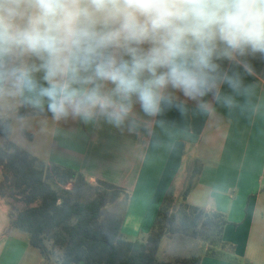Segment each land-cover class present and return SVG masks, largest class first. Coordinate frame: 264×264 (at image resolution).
Listing matches in <instances>:
<instances>
[{"label":"clouds","instance_id":"1","mask_svg":"<svg viewBox=\"0 0 264 264\" xmlns=\"http://www.w3.org/2000/svg\"><path fill=\"white\" fill-rule=\"evenodd\" d=\"M264 0H0V97L25 92L55 119L115 128L196 99L254 94ZM230 102L232 97H229ZM201 107L206 105L201 104Z\"/></svg>","mask_w":264,"mask_h":264},{"label":"crops","instance_id":"2","mask_svg":"<svg viewBox=\"0 0 264 264\" xmlns=\"http://www.w3.org/2000/svg\"><path fill=\"white\" fill-rule=\"evenodd\" d=\"M250 62L253 76L227 61L223 66L240 72L245 84L255 83L254 94L236 95L224 85L228 96L219 100L211 93L189 99L170 90L174 103H182L187 113L172 107L148 116L137 103L132 130L127 122L115 128L101 117L85 122L72 115L16 116L12 127L21 122L25 131H33L31 140L39 145L29 154L38 160L81 172L91 183L100 179L128 191L122 230L130 227L136 233L151 231L164 197L181 192L197 160L201 173L187 203L225 215L222 238L234 245L238 259L203 256L200 264H264V59ZM22 101L47 108L27 92L15 93L0 97V113L9 104L17 109ZM7 211L0 200V264H42L28 240L8 229Z\"/></svg>","mask_w":264,"mask_h":264},{"label":"trees","instance_id":"3","mask_svg":"<svg viewBox=\"0 0 264 264\" xmlns=\"http://www.w3.org/2000/svg\"><path fill=\"white\" fill-rule=\"evenodd\" d=\"M16 116L53 114L22 101ZM11 128L12 120L0 117V200L8 208V229L27 235L42 264H200L203 256L238 261L234 245L222 238L225 215L187 203L201 173L197 160L180 201L166 194L151 231L144 239L130 240L121 233L128 191L100 179L91 183L81 172L38 160L11 141ZM174 236L199 240L205 250L159 262L161 241Z\"/></svg>","mask_w":264,"mask_h":264},{"label":"rangeland","instance_id":"4","mask_svg":"<svg viewBox=\"0 0 264 264\" xmlns=\"http://www.w3.org/2000/svg\"><path fill=\"white\" fill-rule=\"evenodd\" d=\"M0 117H8L11 120L12 118L13 120H15L16 107H13L12 104L7 105L5 107V111L0 113ZM26 128H28L29 130L28 132L25 131V127L24 125H22L21 122H17L16 125H14L11 128L10 139L15 145H17L23 151L27 153L36 152V148L39 145V140L32 141L31 137H28L27 134H32L33 131H31L29 127ZM186 181L187 178L184 181V185L186 184ZM174 195L175 198L178 201H180V193L174 191ZM125 214H126V209H125ZM121 233L125 238L130 240L145 238L148 234V233H140L139 231L136 233L130 227H125L124 230H122L121 227ZM18 235L22 239L25 238L26 241L28 240L27 235L25 233L18 232ZM204 250H205V246L199 240H191L188 238L174 236L172 238H164L161 241L156 258L159 262L161 261L172 262L177 258H184L192 254L203 253Z\"/></svg>","mask_w":264,"mask_h":264}]
</instances>
